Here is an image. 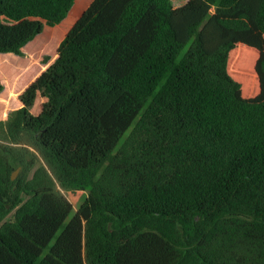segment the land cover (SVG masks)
I'll return each instance as SVG.
<instances>
[{
    "label": "trees",
    "instance_id": "obj_1",
    "mask_svg": "<svg viewBox=\"0 0 264 264\" xmlns=\"http://www.w3.org/2000/svg\"><path fill=\"white\" fill-rule=\"evenodd\" d=\"M75 2L0 0V53ZM17 98L0 264H264V0H93Z\"/></svg>",
    "mask_w": 264,
    "mask_h": 264
},
{
    "label": "rangeland",
    "instance_id": "obj_2",
    "mask_svg": "<svg viewBox=\"0 0 264 264\" xmlns=\"http://www.w3.org/2000/svg\"><path fill=\"white\" fill-rule=\"evenodd\" d=\"M92 1L76 0L66 19L60 25L46 29L38 35L22 49L20 55L0 53V80L4 84V90L0 93V118H5L10 111L19 107L18 94L45 69L46 60H53L56 57L65 34L78 21ZM186 2L187 0H172L175 8L184 6ZM41 103L42 100H39L32 109L34 115L40 112ZM21 149H27L29 154L34 156L35 161L28 159V163L30 161L31 164H14L12 171L15 176L14 180L23 175L30 178L36 168L44 166L37 150L27 145H22Z\"/></svg>",
    "mask_w": 264,
    "mask_h": 264
},
{
    "label": "water",
    "instance_id": "obj_3",
    "mask_svg": "<svg viewBox=\"0 0 264 264\" xmlns=\"http://www.w3.org/2000/svg\"><path fill=\"white\" fill-rule=\"evenodd\" d=\"M12 179H13V180L15 179V176H14V175L12 176Z\"/></svg>",
    "mask_w": 264,
    "mask_h": 264
},
{
    "label": "crops",
    "instance_id": "obj_4",
    "mask_svg": "<svg viewBox=\"0 0 264 264\" xmlns=\"http://www.w3.org/2000/svg\"><path fill=\"white\" fill-rule=\"evenodd\" d=\"M89 5H90V4H89ZM89 5H88V6H89ZM88 6H87V7H88Z\"/></svg>",
    "mask_w": 264,
    "mask_h": 264
}]
</instances>
